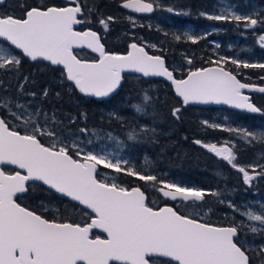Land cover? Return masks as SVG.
Returning <instances> with one entry per match:
<instances>
[{"label":"snow or ice","instance_id":"6c2138e0","mask_svg":"<svg viewBox=\"0 0 264 264\" xmlns=\"http://www.w3.org/2000/svg\"><path fill=\"white\" fill-rule=\"evenodd\" d=\"M5 2L0 0V6ZM155 3L156 0H124L122 7L137 13H151ZM167 11L175 10L168 8ZM201 15L209 20L243 22L245 28L264 25V19L254 15L231 12ZM82 16L80 0H69L65 6L27 7L21 17L0 13V70L19 71L23 58L48 62L52 66H61L64 80L71 82L81 94L98 99L116 93L125 78L124 73L139 74L142 78L163 77L171 82L175 95L185 106L192 103L225 104L251 113L262 111L242 90L247 88L264 93V87L255 88L238 80L222 66L229 62L227 58L212 61L215 67L189 70L186 78H177L162 56L149 55L145 47L137 43H131L126 54L106 51L97 32L75 30V25L84 22L78 18ZM112 20L113 17L101 18L99 24L107 30L108 22ZM187 39L192 43L198 41L191 35ZM259 42L264 47V35L259 37ZM83 48L90 49L98 58L91 61L79 58L74 49ZM188 63L192 61L188 60ZM231 63L237 67L264 69V63L241 64L237 60H231ZM23 79L26 83L28 77ZM20 89L23 90V84ZM43 94L48 95L47 89ZM29 95L35 96V93ZM150 99L145 92L142 102L131 107L136 113H144ZM15 106L22 111H13L11 101L0 103V109H6L10 117H0V165H14L23 170V174L21 171L9 173L0 168V264H251L248 250L239 240V231L242 227H248L253 233L264 231V205L259 212L241 211L229 202L228 206L234 212L256 223L244 225L241 222L226 227L214 226L168 206L154 210L145 202V193L140 187L127 188L98 179V167L159 184L161 187L157 190L164 197L185 204L203 202L209 195L219 197L220 193L159 180L154 174L133 170L126 160L114 161L111 154L85 151L77 143L68 144L55 130L47 127L46 113L41 123L35 118L41 114L39 110L33 114L22 104ZM180 111L177 107L172 115L179 118ZM113 116L120 119L115 113ZM52 122H55L54 116ZM203 123L234 133L245 143L264 138V133ZM21 125L26 129L23 134L17 131ZM80 131L86 133L87 129ZM154 131L146 127L133 128L128 133V140L136 141ZM41 136L49 137L50 142L43 143ZM194 143L240 172L244 184L251 186L253 180L264 178V165L245 167L235 162L234 141H222L220 146L200 140ZM30 181L41 182L47 189L76 202L72 205L73 211L77 210V205L83 206L88 210L84 215L90 222L50 220L21 206L17 202L18 194L26 193L33 186ZM93 229H99L106 236L94 237ZM258 251L264 254V247Z\"/></svg>","mask_w":264,"mask_h":264},{"label":"trees","instance_id":"16d2710c","mask_svg":"<svg viewBox=\"0 0 264 264\" xmlns=\"http://www.w3.org/2000/svg\"><path fill=\"white\" fill-rule=\"evenodd\" d=\"M119 1L80 0L85 8V13L81 17L84 21L83 27L93 28L100 32L101 41L109 52L126 53L129 45L137 42L146 46L151 53L165 56L168 67L174 71L177 77L186 76L189 70L214 65L212 61L218 57L215 55L217 52L213 51V46L208 42L212 39H221L224 47L226 45L233 46L231 53L237 55L239 53L240 59H243L245 63H252L255 59L253 55L264 62V47H261L257 42V38L262 35L260 30L262 25L258 24L259 29L256 34H253L250 28H245L243 22L203 18L200 22L201 26L208 28L212 25L219 30L210 33L208 39L200 37L197 43H192L184 36L183 31L176 30L174 34L170 24L164 22L167 18L171 19L167 15L163 16L167 18L162 19L164 24L159 30H156L157 27L154 24L151 27L146 25L134 27V24L127 18V12L119 7ZM198 1L201 2V0ZM211 1L213 0L204 1L206 12L210 11L212 7ZM234 1L239 5L256 1L259 5L264 6V0ZM22 2L30 6L36 3V0H22ZM89 9L92 11L89 12ZM4 12L10 15L9 12L0 10V13ZM108 17H113L114 20L108 22V29L105 30L99 24V19ZM194 18L196 17L191 16L190 20L186 19L185 21H195ZM183 20L184 18L177 19L178 22ZM177 36L180 37L179 40L176 39ZM160 37L161 40H159ZM143 39L157 42L161 49H151L143 43ZM186 52L189 54L196 52L195 60H192L191 64L182 59ZM77 55L81 59L96 58L95 54L88 50H83L81 53L77 51ZM175 61L179 63L180 70L172 66ZM222 66L236 73L242 81L264 87V79H261L264 76V69L237 67L231 61ZM25 76L28 77L26 83L23 79ZM21 84H23V90L20 89ZM70 87L71 90H69ZM45 89L48 91L47 96L43 94ZM145 92L151 98L150 102L144 113H136L131 106L142 102ZM29 93H35V96L29 95ZM252 94L254 103L263 111L262 114H251L226 107L185 106L182 100L175 95L173 87L162 79L126 75L116 94L105 100H97L82 95L74 85H71V82L65 81L60 66L54 67L43 61L33 62L23 58L19 71L0 70V103L11 101L12 110H19L15 106L16 103H19L33 114L39 110L41 114L35 118L41 123L44 122L46 113L48 128L55 130L66 143L80 144L85 151L92 150L104 155L111 154L114 161L116 159L126 160L133 170L142 174H154L159 180L220 193L219 197L206 196L202 203H183L188 210L181 207L176 210L181 214L191 215L189 209L206 204L210 207L212 214L217 216V224L222 226L241 224V222L246 225L244 216L234 212L221 201L233 197L236 206L245 210L243 207L245 200L241 198L242 191L246 189L249 194L252 189L249 185L244 184L240 172L194 141L214 142L220 146V142L232 140L235 142V162L241 166L249 163V160L252 159L250 150L252 142L245 143L238 139L234 133L221 131L220 128L207 127L203 122L207 121L210 124L221 126L218 123H223V116H227L229 120L224 123L225 126L221 127L243 128L254 133H264V93L255 91ZM177 107L181 109L178 113L179 118L172 115L173 109ZM113 113L120 119H116ZM0 115L5 119L9 117L6 109H0ZM53 116L55 117L54 123L52 122ZM141 127L155 131L139 137L136 141L128 140L129 131L133 128L139 130ZM81 128L87 129V132L82 133ZM27 130L31 131V128ZM17 131L23 134L26 129L21 125ZM39 138L45 144L50 142L47 136ZM255 146L263 148L264 138L255 140ZM100 170H108L113 174L107 176L105 182H115L127 188L133 186L142 188L148 196V205L153 208H159L166 201L157 190L161 187L159 184L139 181L135 177H129L124 173H115L111 169L103 167H100ZM248 170L250 172V169ZM101 176L99 171L98 178L101 179ZM30 185L33 186L29 188L28 192L17 198V201L24 207L51 220L54 219L52 213L40 212L33 209L32 206L41 201H57L61 207L58 219L80 224L89 222L88 216L84 215L86 210L80 206L77 205V210L73 211L72 205L75 203L58 196L43 185ZM256 187L264 192V178H257ZM156 194L159 196L156 197ZM206 223L214 222L207 221ZM246 230V227H242L239 236L247 233ZM96 234L99 232H93V236ZM247 252L251 255V264H256L258 260L264 261V256L256 258L254 253L249 250Z\"/></svg>","mask_w":264,"mask_h":264},{"label":"rangeland","instance_id":"374dc122","mask_svg":"<svg viewBox=\"0 0 264 264\" xmlns=\"http://www.w3.org/2000/svg\"><path fill=\"white\" fill-rule=\"evenodd\" d=\"M210 5H211V2H210ZM221 12H231V13H234L237 15H242V16L243 15H254L255 18L264 19V6L259 5L256 1L248 2L245 5H239L234 0H217L214 3V5L212 6L211 11L208 13L207 12H204V13L215 15V14H220ZM202 17L206 18L205 15H203ZM127 18L129 19V21L132 24H134V27H136L137 25H139V26L146 25L148 27H151L154 24L157 27L156 30H159V28L163 27L162 24H164V22H167L169 24H172V22H173L172 19H168L167 17H162V16H158V17L157 16H155V17L149 16V17L144 19V18H139V17L133 16V15H127ZM162 19L163 20L166 19V20L164 22H162L163 21ZM186 28H187L186 33L188 36L191 35V36H195L197 38L202 37L204 39H208L210 33L214 32V31L217 32L219 30V28L214 27L212 25L209 26L208 28L197 29V27L194 24H187ZM258 29L259 28L257 26L255 28H250V30L252 31L253 34H256ZM260 30L262 31V35H264L263 25L260 27ZM184 32H185V30H184ZM259 37L257 38V42L260 45ZM159 40H161V37ZM142 41L145 45L149 46L151 49H161L160 45H158L157 42H155L153 40H144L143 39ZM208 42H210L211 45L213 46L212 47L213 51L215 50L217 52L215 55L218 58L214 59L215 61L220 60L221 57H224V58H227L228 61L237 60L240 63H245V61L243 59H240L239 53H238V55L236 53H231L233 50V46L228 45L229 46L228 47L226 45V47H224L222 45L221 39H212V40H209ZM192 57L193 56H190L189 53L186 52L184 54L183 59L188 61V60H192L191 59ZM253 58H255V59L252 63H264L263 61H260L257 57H255V55H253ZM174 67L177 70H180L179 63L175 62ZM13 111L21 112L22 110L19 109V110H13ZM7 119H10V117H7ZM228 120L229 119L227 116H225V117L223 116V121H222L223 123H218V124H221V126H223V125L225 126L224 123H226ZM12 122L18 123L17 121H12ZM248 165H251V164L245 163V167ZM100 172L102 174L101 179H103V180H106L107 176L113 175L112 172L108 171V170H100ZM198 189H200V188H198ZM157 196H159V195L156 194V197ZM241 198L243 200H245L243 203V207L245 208V210L251 209L253 211L259 212L261 210V205H264V192L252 191L251 193L248 194L247 190L244 189L242 191ZM223 201H224L223 203H225L228 206L229 202L234 203V198L228 197L227 199H223ZM177 206H180L183 209L186 208V210H188L185 205H177ZM32 207H33V209H37L43 213H47V212L52 213L54 215L52 218H57V219L59 218V211L61 210V207L58 205L57 201H46V202L41 201ZM230 209L233 210L232 208H230ZM241 211H244V210L241 209ZM189 213L191 215H193L194 217H196L197 219H202L203 221H206V222L207 221L208 222H217L218 221L217 216H214L212 214L210 207H208L206 204H201V205L196 206L195 208L189 209ZM197 213H199L200 215L197 216L196 215ZM205 213H206V215H205ZM244 218H245L246 225L256 223V222L248 221L246 219V217H244ZM246 229H247L246 230L247 233L239 236L240 242L245 246V248H247V250H249L251 253H254V256L256 258L263 257L264 254L259 253L258 250L261 247H264V231H257L255 233H253L249 230L248 227H246ZM248 234H250V235H248ZM260 241H262V242H260Z\"/></svg>","mask_w":264,"mask_h":264},{"label":"flooded vegetation","instance_id":"af4514ba","mask_svg":"<svg viewBox=\"0 0 264 264\" xmlns=\"http://www.w3.org/2000/svg\"><path fill=\"white\" fill-rule=\"evenodd\" d=\"M123 1L124 0H120L119 1V3H118L119 4V7H121V3ZM204 1L205 0H201V2H199L198 0H167V1L166 0H156V3L154 4L155 5V11L151 15H145V16L135 15V14H132V13L128 12L125 9L124 10L126 12H128V13H126V15H133V16H136V17H139V18H144V19L147 18V17H149V16H153V17H155V16H157V17L158 16H162L163 17V16L167 15V17L171 18L172 21H173L172 24H170V28L174 31V34H175V31L176 30H181L183 32L185 30L184 36L187 37L188 36L187 33H186V30H187L186 25L187 24H194L197 27V29L204 28L200 24L201 20H203V17H202L203 15H201V13L206 12V10L204 9L205 8ZM213 1H211V5L212 6L214 5V3L217 0L216 1L213 0ZM68 3H69V0H36V3H33V5H30V6H27L25 3L22 2V0L21 1L20 0H6L5 4L2 5V6H0V10H5V11L9 12L10 15H15L17 17H21L27 7L42 6L44 4L57 5V6H65ZM21 5H24L25 7H21ZM81 6H82L83 15H84L85 8L82 5V3H81ZM168 8H173L175 11L169 12V11H167ZM211 8H210V11H211ZM11 10H13V11H11ZM210 11H207V13L210 12ZM191 16L192 17H196V18H194L195 21H185L186 19L190 20V17ZM79 18L82 19L81 17H79ZM181 18H184V20L182 22H178L177 19H181ZM78 29L81 30V31H84V30L89 29V28L83 27V23H81ZM91 29H93V28H91ZM98 33L100 34V32H98ZM174 34H173V36H174ZM100 38H102L101 37V34H100ZM83 50H86V49L78 50V52L81 53ZM114 53H122V52L114 51ZM195 53L196 52H194V54H189L190 56H193L191 58L193 61L195 60V56H194ZM76 54H77V51H76ZM96 58H98V57L96 56ZM175 62H177V61H175ZM46 64L47 65H50L48 63H46ZM172 66L174 67V64H172ZM57 67H59V66H57ZM180 77L181 76H179L178 78H180ZM253 97H254V95L252 94V100L254 102V98ZM250 150L252 152V159L249 160V163L251 165H253V164L264 165V147L261 148V147L255 146V140H253L252 141V144H251V147H250ZM3 169L6 172H9V173H12V172L17 171L16 169H14L12 167H3ZM257 171H259V169H257ZM250 174H251V169H250ZM256 185H257V179L253 180L252 183H251V186L250 187H251L252 191H257V192L260 191V192H263V191H261V189H258L256 187ZM22 196H24V195H21V196H18V197L20 198ZM164 205H171L175 209H177V208L180 207V206H177V205H183V202H181V201H169V200H166L165 202H163V204H161V206H164ZM217 223L218 222H214V223H210V224L217 225V226H222V225H218ZM95 231L96 230H94L93 232H95ZM92 235H93V233H92ZM95 236L103 237V235L100 234V233L94 235V237ZM247 254H248V252H247ZM249 256L251 258V255H249ZM256 262H257L256 264H261L262 260H258Z\"/></svg>","mask_w":264,"mask_h":264},{"label":"water","instance_id":"95a60500","mask_svg":"<svg viewBox=\"0 0 264 264\" xmlns=\"http://www.w3.org/2000/svg\"><path fill=\"white\" fill-rule=\"evenodd\" d=\"M124 2V1H123ZM122 2V3H123ZM122 3H121V7H122ZM123 8V7H122ZM123 9H125V8H123ZM125 10H127L128 12H130V13H132V14H135V15H139V16H145V15H151L154 11H155V5H154V11H152L151 13H137V12H133L131 9H125ZM79 18V17H78ZM79 26H80V24H78V25H75L74 26V28H75V30H77V31H81V30H79L78 28H79ZM87 30H92V31H95V32H97L96 30H94V29H91V28H89V29H86V30H84V31H87ZM97 34L100 36V34L97 32ZM101 43H102V41H101ZM133 43H137V42H133ZM103 44V43H102ZM139 46H143V47H145V51H147L148 53H149V55H157V54H153V53H150L149 51H148V49L146 48V46H144V45H142V44H139V43H137ZM104 45V44H103ZM105 46V45H104ZM83 49H86V50H88V51H90L91 52V50L90 49H87V48H83ZM105 49H106V47H105ZM78 50H82V49H74V52H75V54H76V51H78ZM107 51V50H106ZM92 53V52H91ZM114 53V52H113ZM127 53V52H126ZM126 53H119V54H126ZM93 54H95L96 56H97V54L96 53H93ZM160 56H162V55H160ZM79 57V56H78ZM163 58H164V60H165V63H166V66H168L167 65V62H166V59H165V57L164 56H162ZM80 58V57H79ZM26 59H28V58H26ZM29 60V59H28ZM85 60H89V61H91V59H85ZM31 61V60H30ZM44 62V61H43ZM45 63H48V62H45ZM216 65H210V66H206V67H203V68H208V67H215ZM61 67V66H60ZM225 68V67H224ZM170 69V68H169ZM226 69V68H225ZM171 70V69H170ZM226 70H228V69H226ZM228 71H230V70H228ZM230 72H232V71H230ZM234 75H236L237 76V79L238 80H240L242 83H246V82H244V81H242L240 78H239V76L236 74V73H234V72H232ZM126 75H137V76H139V74H135V73H124V77L126 76ZM175 75V74H174ZM187 76V75H186ZM186 76H184V77H180V78H186ZM178 78V77H177ZM147 79H162V80H164V81H166L167 83H169L170 85H171V82L170 81H167L165 78H163V77H148ZM124 82V79H123V81H122V83ZM247 84H249V83H247ZM122 85V84H121ZM249 85H251V86H253V87H255V88H259V86H257V85H253V84H249ZM172 86V85H171ZM173 87V86H172ZM121 88V87H120ZM120 88L117 90V92L120 90ZM78 91V90H77ZM173 91H174V88H173ZM79 92V91H78ZM116 92V93H117ZM242 92H243V94L244 95H247V96H249L250 97V101H251V103H253L254 104V106H256V107H258L254 102H253V100H252V93L253 92H255L254 90H249V89H243L242 90ZM116 93H114V94H116ZM174 93H175V91H174ZM114 94H112V95H114ZM83 95V94H82ZM111 95V96H112ZM110 96V97H111ZM88 97V96H87ZM110 97H108V98H110ZM91 98H94V99H97V100H105V99H108V98H102V99H98V98H95V97H91ZM189 105H195V106H199V107H211V106H215V107H226V108H230V109H234V110H238V111H241V112H246V113H251V112H248L247 110H244V109H237V108H234V107H231V106H229V105H225V104H196V103H192V104H189ZM186 106H188V105H186ZM259 108V107H258ZM263 113V111H261V112H257V113H251V114H262ZM0 117H2L1 115H0ZM22 134V133H21ZM3 167H12V168H14V169H16L17 171H21L22 172V174H23V170H20V169H18V168H16L14 165H0V168H2L3 169ZM4 170V169H3ZM99 171H100V167H98V172H97V177H98V173H99ZM99 179V178H98ZM29 184H40V185H43L41 182H32V181H30L29 182ZM43 186H45V185H43ZM46 188H47V186H45ZM133 187H139V186H133ZM49 190V189H48ZM141 190L144 192V190L141 188ZM50 191H52V190H50ZM28 192V191H27ZM26 192V193H27ZM52 192H54V191H52ZM160 192V194H161V196L163 197V198H165L166 200H169V201H173V200H171L170 198H166V197H164L163 196V194H162V192L161 191H159ZM26 193H23V194H18V196H21V195H24V194H26ZM55 193V192H54ZM145 193V192H144ZM55 194H57L58 196H60V194H58V193H55ZM60 197H62V196H60ZM145 197H146V200H145V202L148 204V196H147V194L145 193ZM62 198H65V199H67V200H69V198H67V197H62ZM206 198V197H205ZM70 201V200H69ZM177 201H179V200H177ZM18 202V201H17ZM72 202V201H71ZM19 203V202H18ZM73 203H76V202H73ZM198 203H201V202H198ZM21 205V204H20ZM21 206H23V205H21ZM79 206V205H78ZM149 206V205H148ZM165 206H168V207H172L175 211H177L173 206H171V205H164V206H161V207H165ZM24 207V206H23ZM81 208H83V206H80ZM151 207V206H150ZM161 207H159V208H161ZM153 208V207H152ZM159 208H153L154 210H156V209H159ZM84 209V208H83ZM29 210H31V209H29ZM85 210V209H84ZM33 211V210H32ZM86 211H88V210H86ZM178 212V211H177ZM180 213V212H179ZM38 214V213H37ZM45 218V217H44ZM213 225V224H212ZM214 226H217V225H214ZM226 227V226H225ZM94 230H96V231H98L100 234H102L103 235V237H101V238H104L105 236H106V234L105 233H103V232H101L99 229H93V231ZM93 233V232H92ZM239 235H240V233H239Z\"/></svg>","mask_w":264,"mask_h":264},{"label":"bare ground","instance_id":"6f19581e","mask_svg":"<svg viewBox=\"0 0 264 264\" xmlns=\"http://www.w3.org/2000/svg\"><path fill=\"white\" fill-rule=\"evenodd\" d=\"M128 13V12H127Z\"/></svg>","mask_w":264,"mask_h":264}]
</instances>
